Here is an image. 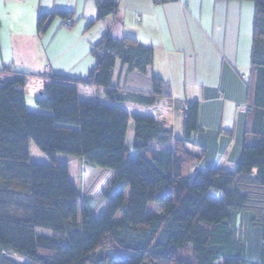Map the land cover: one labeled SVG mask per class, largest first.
Masks as SVG:
<instances>
[{
  "label": "trees",
  "instance_id": "16d2710c",
  "mask_svg": "<svg viewBox=\"0 0 264 264\" xmlns=\"http://www.w3.org/2000/svg\"><path fill=\"white\" fill-rule=\"evenodd\" d=\"M247 1L254 4V115L251 141L231 170L201 171V156L173 138L167 122L119 105L171 99L155 77L148 93L111 85L117 60L140 75L151 66L153 50L135 39L105 35L89 50L96 63L85 77L45 78L35 104L50 115L27 110L23 87L31 75L0 69V264H10L7 257L20 261L13 264H264V0ZM95 5L100 20L117 0ZM57 17L70 14L40 12L37 35ZM79 86L101 89L111 104L80 97ZM182 109L186 136L200 131L197 103ZM31 143L49 164L31 161ZM57 155L113 176L97 198L75 185ZM210 194H221L220 202ZM101 199L108 206L97 216Z\"/></svg>",
  "mask_w": 264,
  "mask_h": 264
},
{
  "label": "crops",
  "instance_id": "0c3cea01",
  "mask_svg": "<svg viewBox=\"0 0 264 264\" xmlns=\"http://www.w3.org/2000/svg\"><path fill=\"white\" fill-rule=\"evenodd\" d=\"M31 1V11L23 10V20L16 16L13 19L15 14L11 16L13 20L21 19L16 27L23 22V32L9 28L16 36L9 34L8 38L3 36L4 40L1 38L4 9L0 11V69L31 75L23 87L29 112L51 114L35 104L42 95L44 79L62 73L74 79L85 77L96 63L89 50L103 36L132 38L153 50L151 66L140 75L128 72L126 65L117 60L111 85L148 93L155 77L169 87L171 99L154 107L119 105L132 114L167 122L173 138L184 139L187 149L201 156V171L212 167L231 170L237 166L243 144L251 141L247 132L251 130L254 115L253 2L117 0L116 11L97 20L95 0ZM1 2L4 5L7 0ZM56 11L69 13L72 26L64 28L63 19L57 17L38 36L35 28L38 14ZM78 92L82 98L98 97L102 104H111L101 89L79 86ZM193 102L198 105L201 130L186 136L181 109ZM128 132L130 136L131 127ZM55 162L67 164L72 178L73 173L84 178L87 169L94 168L87 166L82 158L67 155H57ZM209 198L219 203L221 194H210ZM107 206L108 203L97 216Z\"/></svg>",
  "mask_w": 264,
  "mask_h": 264
},
{
  "label": "rangeland",
  "instance_id": "374dc122",
  "mask_svg": "<svg viewBox=\"0 0 264 264\" xmlns=\"http://www.w3.org/2000/svg\"><path fill=\"white\" fill-rule=\"evenodd\" d=\"M33 3L31 0H7V2L2 5V2L0 0V11L4 9V13L2 15L3 17V28L1 29V38L4 40L3 36H6L8 38V35L11 34L12 36H16L14 33H11L9 30V28H19L21 29V31L23 32V22L21 24V26H17L16 24H18V22L21 21L22 18V14H23V10L26 11H31V7L30 4ZM252 3V2H250ZM252 5L254 6V4L252 3ZM15 14V15H14ZM14 15V16H13ZM11 16H13L12 18L14 19V17L16 16L17 18L21 17V19L19 20H13L11 18ZM18 21V22H17ZM35 28H37V18H36V26ZM118 65H120V62L118 61ZM139 83H142L140 81H137ZM34 100V99H33ZM29 103H30V99H28ZM144 107V106H142ZM140 111V110H138ZM142 112V110H141ZM132 128V127H131ZM132 133L130 134V136H128L129 138L131 137ZM30 159L32 162L34 163H40V164H49V160L47 159V157L33 144H30ZM104 171V172H103ZM73 172H75V169H73ZM103 173V174H102ZM113 176V171L109 170V169H101V168H90L87 169V172L84 175V178L81 176H77L76 173H73V178L71 177L72 181L75 183V185L78 188H81L83 190V192L87 189H91L94 191V194L98 195L99 193L103 190V188H105L107 186V180H111ZM108 182V183H109ZM106 203H108L105 200H100L97 204H96V215H98L97 213H100L104 208ZM38 234H48V232L45 230H38L37 232ZM179 256L182 257L183 256V251L179 252ZM7 261L10 264H13L14 262L18 263L20 262L18 259L14 258V257H7Z\"/></svg>",
  "mask_w": 264,
  "mask_h": 264
},
{
  "label": "built area",
  "instance_id": "2783aa9c",
  "mask_svg": "<svg viewBox=\"0 0 264 264\" xmlns=\"http://www.w3.org/2000/svg\"><path fill=\"white\" fill-rule=\"evenodd\" d=\"M72 23H73V20H72L71 17H68V18H65V19L62 20V26L64 28H70L72 26Z\"/></svg>",
  "mask_w": 264,
  "mask_h": 264
}]
</instances>
